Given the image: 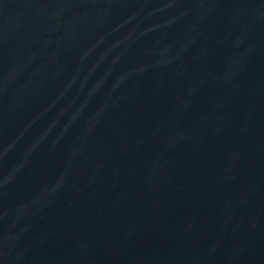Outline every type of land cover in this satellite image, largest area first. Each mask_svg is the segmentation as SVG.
<instances>
[{
	"label": "water",
	"instance_id": "obj_1",
	"mask_svg": "<svg viewBox=\"0 0 264 264\" xmlns=\"http://www.w3.org/2000/svg\"><path fill=\"white\" fill-rule=\"evenodd\" d=\"M0 264H264V0H0Z\"/></svg>",
	"mask_w": 264,
	"mask_h": 264
}]
</instances>
